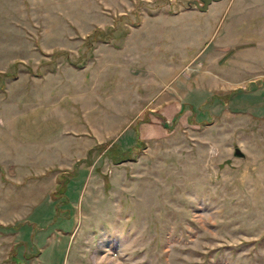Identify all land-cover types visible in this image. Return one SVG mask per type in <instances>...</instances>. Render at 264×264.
Returning <instances> with one entry per match:
<instances>
[{
  "label": "rangeland",
  "instance_id": "obj_1",
  "mask_svg": "<svg viewBox=\"0 0 264 264\" xmlns=\"http://www.w3.org/2000/svg\"><path fill=\"white\" fill-rule=\"evenodd\" d=\"M187 1L0 0V264H264V0Z\"/></svg>",
  "mask_w": 264,
  "mask_h": 264
},
{
  "label": "water",
  "instance_id": "obj_2",
  "mask_svg": "<svg viewBox=\"0 0 264 264\" xmlns=\"http://www.w3.org/2000/svg\"><path fill=\"white\" fill-rule=\"evenodd\" d=\"M211 1H216V0H189L187 1V3H193V5L199 10H204ZM233 153L235 155H242V152L238 147H234Z\"/></svg>",
  "mask_w": 264,
  "mask_h": 264
},
{
  "label": "crops",
  "instance_id": "obj_3",
  "mask_svg": "<svg viewBox=\"0 0 264 264\" xmlns=\"http://www.w3.org/2000/svg\"><path fill=\"white\" fill-rule=\"evenodd\" d=\"M240 45L242 46V44H239V45H236V47L239 48ZM228 47L232 48V46H228ZM233 47H234V46H233ZM176 111H178V109H177ZM176 111H174V112H176ZM85 128H86V127H85ZM97 142H99V141H97ZM85 149L88 150L89 148L86 146ZM74 160H76V158H72V157H71L70 164H72L71 161H74ZM66 165H68V164H66Z\"/></svg>",
  "mask_w": 264,
  "mask_h": 264
},
{
  "label": "trees",
  "instance_id": "obj_4",
  "mask_svg": "<svg viewBox=\"0 0 264 264\" xmlns=\"http://www.w3.org/2000/svg\"><path fill=\"white\" fill-rule=\"evenodd\" d=\"M136 140H137V139H136ZM138 141H139V140H138ZM138 141H137V142H138ZM139 142H140V141H139ZM134 145H135V144H134ZM109 147H110V146H109ZM110 149H111V148H108V147H107L105 150H106V151H109ZM112 155H113V154H112ZM120 158H121V157H120ZM59 174H63V172H61V173H59Z\"/></svg>",
  "mask_w": 264,
  "mask_h": 264
}]
</instances>
